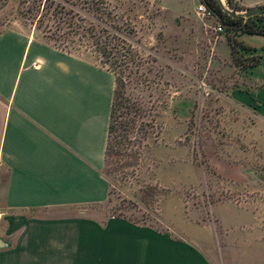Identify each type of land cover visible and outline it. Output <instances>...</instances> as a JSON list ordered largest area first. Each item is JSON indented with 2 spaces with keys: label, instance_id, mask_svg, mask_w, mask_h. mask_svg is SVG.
<instances>
[{
  "label": "rangeland",
  "instance_id": "rangeland-1",
  "mask_svg": "<svg viewBox=\"0 0 264 264\" xmlns=\"http://www.w3.org/2000/svg\"><path fill=\"white\" fill-rule=\"evenodd\" d=\"M182 1L188 8L173 12L156 1L104 0L111 12L106 22L120 27L141 57L130 77L146 81L141 96L155 104V124L145 140L136 135L124 154L103 165L106 202L76 213L189 234L212 264H250L248 247L241 256L238 228L225 219L260 213L264 184L253 174L264 173V126L229 100V90L242 85L248 71L232 65L225 33L214 31L216 19L196 13L199 0L191 7ZM87 2H76L75 9L90 27ZM56 3L0 0V33L21 31L98 65L87 45L54 42L44 32L54 25ZM222 5L228 7L225 0ZM41 14L48 18L37 29Z\"/></svg>",
  "mask_w": 264,
  "mask_h": 264
},
{
  "label": "crops",
  "instance_id": "crops-1",
  "mask_svg": "<svg viewBox=\"0 0 264 264\" xmlns=\"http://www.w3.org/2000/svg\"><path fill=\"white\" fill-rule=\"evenodd\" d=\"M240 40L264 50L262 36ZM245 71L229 100L264 126V63ZM113 89V75L95 63L21 31L0 33V264H212L189 234L76 213L108 198L101 170ZM259 212L225 219L250 264L264 262V202Z\"/></svg>",
  "mask_w": 264,
  "mask_h": 264
},
{
  "label": "trees",
  "instance_id": "trees-1",
  "mask_svg": "<svg viewBox=\"0 0 264 264\" xmlns=\"http://www.w3.org/2000/svg\"><path fill=\"white\" fill-rule=\"evenodd\" d=\"M79 1L83 0H75L73 3L71 0H57L53 13L50 14L54 25L50 27L46 25L44 32L54 42L63 41L76 44L78 47L87 45L95 54L98 66L114 77L104 165L107 160L124 154L136 135L141 140L147 138L148 130L154 128L156 106L154 103L145 102L141 96V89L146 81L141 77H130L131 74L138 73L141 57L121 28L113 27L106 22L111 18V12L104 0H88L84 3L85 10L93 17L90 27L84 26L86 17L75 9L76 2ZM199 1L221 25L226 35L231 63L235 68L251 69L264 63V50L256 54L254 49L240 40L241 35L264 37V15L246 20L231 18L221 10L215 0ZM225 3L234 12L243 10L234 0H225ZM40 18L37 29H40L39 25L44 22L42 18L48 17L41 14Z\"/></svg>",
  "mask_w": 264,
  "mask_h": 264
},
{
  "label": "water",
  "instance_id": "water-1",
  "mask_svg": "<svg viewBox=\"0 0 264 264\" xmlns=\"http://www.w3.org/2000/svg\"><path fill=\"white\" fill-rule=\"evenodd\" d=\"M215 1L221 7V10L231 18H242L243 20H246L254 16L264 15V6L255 7V8H245L242 11L234 12L229 7H224L220 0H215ZM253 175L260 183L264 184V173L253 174ZM1 247H3V244L0 242V248Z\"/></svg>",
  "mask_w": 264,
  "mask_h": 264
},
{
  "label": "built area",
  "instance_id": "built-area-1",
  "mask_svg": "<svg viewBox=\"0 0 264 264\" xmlns=\"http://www.w3.org/2000/svg\"><path fill=\"white\" fill-rule=\"evenodd\" d=\"M196 13L198 15H201L202 17H205V18H210L212 17L211 13L202 5V4H199L197 7H196ZM214 31L218 34H221L223 32V29L221 27V25H219L218 23L216 24V26L214 27Z\"/></svg>",
  "mask_w": 264,
  "mask_h": 264
},
{
  "label": "bare ground",
  "instance_id": "bare-ground-1",
  "mask_svg": "<svg viewBox=\"0 0 264 264\" xmlns=\"http://www.w3.org/2000/svg\"><path fill=\"white\" fill-rule=\"evenodd\" d=\"M221 1V3H222V0H220Z\"/></svg>",
  "mask_w": 264,
  "mask_h": 264
}]
</instances>
